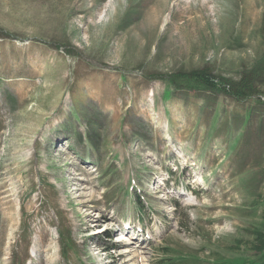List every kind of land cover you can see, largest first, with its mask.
<instances>
[{
  "label": "rangeland",
  "instance_id": "374dc122",
  "mask_svg": "<svg viewBox=\"0 0 264 264\" xmlns=\"http://www.w3.org/2000/svg\"><path fill=\"white\" fill-rule=\"evenodd\" d=\"M263 171L264 0H0V264L253 259Z\"/></svg>",
  "mask_w": 264,
  "mask_h": 264
},
{
  "label": "trees",
  "instance_id": "16d2710c",
  "mask_svg": "<svg viewBox=\"0 0 264 264\" xmlns=\"http://www.w3.org/2000/svg\"><path fill=\"white\" fill-rule=\"evenodd\" d=\"M175 78L176 80H181L180 82L182 84H198L203 87L217 89L235 98L246 96L251 92L249 91L251 89L249 82H247L246 79L243 78L235 82H226L227 80H221L206 67L194 68L188 71V73H184L183 76H178L176 74L168 78L167 82L169 85L175 83ZM167 91L169 92V87L166 89V92ZM87 138H90L89 133H87ZM250 248L256 257L253 259L245 258L238 264H264V193L261 194V218L251 230Z\"/></svg>",
  "mask_w": 264,
  "mask_h": 264
},
{
  "label": "bare ground",
  "instance_id": "6f19581e",
  "mask_svg": "<svg viewBox=\"0 0 264 264\" xmlns=\"http://www.w3.org/2000/svg\"><path fill=\"white\" fill-rule=\"evenodd\" d=\"M79 195H80V193H79ZM104 218L106 219V217H104ZM107 219H108V218H107ZM121 234H126V233L122 232ZM121 234H118V235H121ZM120 237H124V236L121 235V236H119V238H120ZM124 251L126 252V251H128V250H124Z\"/></svg>",
  "mask_w": 264,
  "mask_h": 264
}]
</instances>
